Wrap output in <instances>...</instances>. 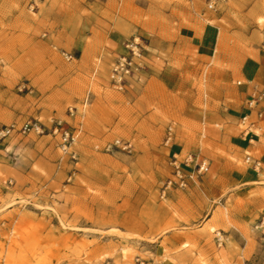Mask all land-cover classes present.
I'll return each instance as SVG.
<instances>
[{"label": "rangeland", "instance_id": "rangeland-1", "mask_svg": "<svg viewBox=\"0 0 264 264\" xmlns=\"http://www.w3.org/2000/svg\"><path fill=\"white\" fill-rule=\"evenodd\" d=\"M207 1L0 0V127L14 126L0 139V264H264V220L240 222L238 187L217 196L231 173L253 176L264 196V173L245 160L264 163V126L249 146L232 128L219 145V128L200 124L213 67L263 49L264 0ZM133 37L149 66L120 92L109 72ZM183 54L189 73L166 83L153 64L181 66ZM183 145L208 161L205 201L177 186L163 196ZM200 228V241L161 242Z\"/></svg>", "mask_w": 264, "mask_h": 264}, {"label": "crops", "instance_id": "crops-1", "mask_svg": "<svg viewBox=\"0 0 264 264\" xmlns=\"http://www.w3.org/2000/svg\"><path fill=\"white\" fill-rule=\"evenodd\" d=\"M195 20H197V17ZM182 31L186 33L185 30ZM183 32L180 37L181 41L194 39L193 36H187V34H184ZM179 58L182 59L181 66L168 61L165 66H162L160 69H158L157 63L155 62L153 64L154 71H162L161 73L164 76L170 78H166V83L168 84L174 82V77L180 75L184 78L189 73L184 72L189 71L188 67L185 66L186 62L189 60V57L183 54L180 55ZM231 65L232 67L230 68L213 67L212 70L215 71L213 73L214 83L211 86L212 90L210 91L213 96L210 101L206 100L210 105V110L204 107L200 124L203 126V129H206V126L209 124L215 126V128H219V138H214V141L219 145H221V141H225V138H229L230 140L233 139L231 136L227 135L228 130L232 128V130L235 131V135L237 137L242 139L247 145L254 146L255 144L259 143L261 133L258 131L253 133L252 136H245L242 133L243 127L241 124V117L250 111L248 107V101L251 98L253 92L256 89H264V46L263 49H260L258 58L255 62L249 58H245L239 62L231 61ZM237 71L242 72V76H244L243 80H236V76L239 74ZM173 75L174 77L172 78L171 76ZM238 81H241V84H238ZM192 109L193 112L194 110L198 111L197 108L194 109L193 105L189 104L186 106L185 111L190 112ZM257 111L263 112V119L258 121V124L263 127L264 100L258 103L256 110L251 111L252 119L256 118ZM251 137L252 141L250 140ZM194 140L197 146L200 145L199 138ZM186 147L187 145H183L182 148L175 146L172 153L177 152L180 153L181 156L188 152L195 153V151H193L194 149L190 151L185 150ZM247 153L251 152L248 151ZM204 175L197 176L194 180L188 181V187L185 188V191L190 198H193L194 195H199L203 197V201H205L204 197H206L207 184ZM224 178L228 179V183L223 188H221L222 190H219L217 196L220 197L223 195V192L227 189L238 187L233 195L239 199V202L236 203V206L241 216H243L240 217V222L253 224L259 218L264 220V196L261 193V187L253 184L255 183L253 176L247 175V177L241 179L238 173H231L228 176H224ZM238 178L239 180L236 181ZM214 180L215 179L213 177V179L209 180V184H212ZM203 201H200L199 199L198 203H203ZM201 217L202 215L198 214L196 218L200 219ZM263 226L264 221L262 226L259 227L263 228ZM200 230L201 228L197 230H171L164 235V238L161 240V242L165 241L171 246H182L186 245L189 240L195 241L198 239V241H200V237L203 236V233Z\"/></svg>", "mask_w": 264, "mask_h": 264}, {"label": "built area", "instance_id": "built-area-1", "mask_svg": "<svg viewBox=\"0 0 264 264\" xmlns=\"http://www.w3.org/2000/svg\"><path fill=\"white\" fill-rule=\"evenodd\" d=\"M219 0H208L207 8L216 10V4ZM125 51L116 59L109 72V83L111 87L117 91H125L133 80H138L143 71L148 68V61L146 58L147 44L139 37L126 39L124 43ZM68 59L73 58V55L67 54ZM241 84V81H238ZM90 93L86 97V102L89 100ZM264 100V89H256L248 101L249 112L241 117V124L243 127L242 133L249 137L262 129L258 121L263 119V112L257 111L256 118L252 119L251 111L256 110L258 103ZM85 102V103H86ZM73 113V109H71ZM14 126L0 127V139L6 137L13 130ZM29 129V124L23 126L24 132ZM174 130L169 127L168 135L166 137V145L173 140ZM69 135L66 134L65 141H68ZM252 141V137L250 138ZM114 145L118 148L127 149L130 145L121 143L117 139ZM111 145L109 146V148ZM246 162L252 167L254 171L264 173V163L261 159L254 157L251 153L246 154ZM171 165L173 166V176L170 177L163 190V196L166 192L174 186L185 189L188 187V181L194 180L197 176L205 174L209 169L207 159L200 154L194 152L185 153L183 156L180 153H173L171 157ZM263 224V222H262ZM261 224V226H262ZM259 227V226H258ZM227 240V236L222 231H215V241L219 246H222ZM264 245V237H263ZM245 264H255L253 262H246Z\"/></svg>", "mask_w": 264, "mask_h": 264}]
</instances>
